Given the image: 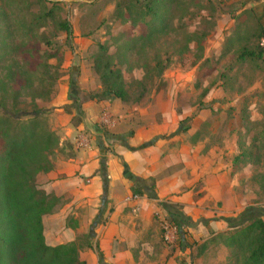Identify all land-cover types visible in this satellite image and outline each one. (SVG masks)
Here are the masks:
<instances>
[{
    "label": "rangeland",
    "instance_id": "1",
    "mask_svg": "<svg viewBox=\"0 0 264 264\" xmlns=\"http://www.w3.org/2000/svg\"><path fill=\"white\" fill-rule=\"evenodd\" d=\"M49 1L59 4L55 18L32 32L21 30L17 21L28 20L37 12L36 0L0 2V11L5 8L14 14L9 29L11 36L9 31L7 33L6 22L0 20V41L7 39V57H13L20 69L16 73L24 75V79L29 77L34 83V88L29 89L20 82L17 108L23 110L25 107L27 113L46 111L39 120L58 138L52 163L65 158L71 151L66 140L60 143L57 133L64 127V121L51 108L52 100L61 95V78L77 65L75 58L80 57L81 47L75 40H87L90 45L83 51L88 58L82 59L86 68L83 75L79 72L81 81L86 82L84 91L76 85L67 91L74 110L80 108V99H96L101 95L102 86L91 65L100 53L98 47H104L112 56V68L122 75L128 94L126 105L137 106L144 112L143 117L149 119L147 121L154 120L159 125L163 122L169 125L173 117L182 118L174 135L183 134L184 142L200 145L203 152L210 150L201 168H207L214 159L227 165H223L226 169L222 172L228 177L206 180L208 183L223 182L216 196L219 202L206 201L198 206L195 227L189 231L185 227L179 230L183 232L182 242L174 227L177 248L189 252L177 264H244L248 254L230 249L226 239L253 219L264 222V0H178L169 11L172 29L143 47L134 44L132 39L144 33V26L132 27L127 20L128 8L132 5L135 11L137 0ZM63 20L72 30L69 38L56 28V23ZM190 34L201 41L187 43ZM121 47L133 48L121 50ZM184 47L187 51L180 54ZM243 48L254 53L262 51V56L239 61ZM156 61L165 67L161 72L154 68ZM66 62H69L67 67ZM6 65V62L0 63V81L4 83ZM85 87L92 90L87 93ZM35 97L42 99L35 101L33 109L29 105ZM5 99L6 106L11 109L12 94H6ZM72 117L71 124L77 125L79 117ZM194 118L197 120L191 131L189 124ZM20 123L28 124V117L22 118ZM244 150H251L250 157L241 158L243 162L234 166L233 159ZM45 175L37 176L38 188L43 187ZM200 182L197 180L198 185ZM64 202H53L54 213L51 214L60 213ZM74 212L72 208L71 213ZM51 214L44 217L43 225L47 241L54 243L53 231H60L62 225L60 222L51 225L48 220ZM72 217L66 218L64 224L73 235L61 241L72 240L81 252L94 251L98 248L95 228L89 231L88 227L80 233ZM162 222L172 227L168 220ZM159 232L163 238L167 236L161 226ZM168 236L171 237V230ZM162 241L166 244L164 239ZM88 258L90 264L91 257ZM98 260L103 259L98 256Z\"/></svg>",
    "mask_w": 264,
    "mask_h": 264
},
{
    "label": "crops",
    "instance_id": "2",
    "mask_svg": "<svg viewBox=\"0 0 264 264\" xmlns=\"http://www.w3.org/2000/svg\"><path fill=\"white\" fill-rule=\"evenodd\" d=\"M75 41L81 47L80 57L75 58V69L61 78V95L52 100L51 105L64 121V127L57 133L60 143L66 140L71 151L44 176L41 189L65 201L61 212L55 211L48 219L51 225L60 222L62 229L53 231L54 243H49L44 227L46 243L50 246L70 243L72 240L64 243L61 239L73 235L64 221L74 216L73 222L80 233L88 227L89 231L95 228L98 248L79 253L85 264L89 263L88 256L90 264L180 263L189 252L177 248L173 229L166 240L159 226L168 220L169 212L185 221V226L179 230L189 231L195 227L198 206L206 201L219 202L216 196L224 186L223 182L206 180L228 177L222 172L226 164L214 159L207 168H201L210 150L203 152L200 145L184 142L183 134L174 135L180 117H173L169 125L162 120L163 124L159 125L154 120L147 121L137 106L101 96L80 99V108L72 109L67 91L73 85L84 91L86 82L81 81L79 72L84 73L86 67L82 59L87 55L83 50L90 45L87 40ZM67 64L69 62L66 67ZM85 90L88 93L92 89L85 87ZM82 95L80 92V97ZM65 107L69 112L64 111ZM74 115L80 119L77 125L71 124ZM197 118L190 121L191 131ZM191 131L188 134L191 135ZM79 142L83 144L80 146ZM197 180H201L199 185ZM72 208H75L74 213H71ZM179 230L176 232L182 242L183 232ZM97 252L103 260H98Z\"/></svg>",
    "mask_w": 264,
    "mask_h": 264
},
{
    "label": "trees",
    "instance_id": "3",
    "mask_svg": "<svg viewBox=\"0 0 264 264\" xmlns=\"http://www.w3.org/2000/svg\"><path fill=\"white\" fill-rule=\"evenodd\" d=\"M0 2L3 4V0ZM136 3L135 11L132 5L128 8L130 14L127 20L132 27L139 24L144 26V33L132 39L134 44L143 47L161 37L168 29H172L169 11L177 5L178 0H137ZM48 4L51 7L48 8ZM36 5L37 12L31 15V18L17 21L21 30L32 32L35 28H43L47 21L55 18L59 10L58 2L49 0H36ZM13 16L9 9L0 11V20L6 22L7 33L11 29ZM56 28L67 38L71 37V27L65 20L57 22ZM9 32L11 36L12 33ZM6 40L4 38L0 41V63L7 64L6 83L0 81V264H85L80 260V251L74 242L58 246L46 243L43 218L53 212V205L58 200L38 188L36 178L41 174H48L53 169L51 157L58 146V138L47 131L39 120L46 111L27 113L24 103L23 110L17 108L20 82H24L29 89L34 88V83L29 77L24 79V75L16 73V70L20 69L13 57H7ZM194 40L201 41L196 39L195 34L188 35L187 43ZM131 48L121 47V50ZM98 49L100 53L94 58L91 66L102 86L100 96L127 102L128 94L122 75L120 71L112 68V56L104 47L99 46ZM186 51L187 47H184L180 54ZM261 56L262 51L254 53L243 48L238 60L244 62ZM154 68L160 69L161 72L165 67L160 61H156ZM6 94L13 96L11 109L6 106ZM37 99L42 98H33L30 108H36ZM64 111L67 112L68 108L65 107ZM25 117H28L29 123H20ZM245 150L233 159L234 166L243 162L241 158L250 157L251 150ZM168 222L176 230L185 226V221L169 212ZM226 244L233 251L240 249L248 254L244 264H264V222L261 219L251 220L247 226L237 229L229 236ZM89 248L90 246H87V249ZM98 256L101 257L99 253Z\"/></svg>",
    "mask_w": 264,
    "mask_h": 264
},
{
    "label": "built area",
    "instance_id": "4",
    "mask_svg": "<svg viewBox=\"0 0 264 264\" xmlns=\"http://www.w3.org/2000/svg\"><path fill=\"white\" fill-rule=\"evenodd\" d=\"M78 144H80V146H81V144H83V142H81V143L79 142ZM165 224H166V223H162L161 227H162L163 230H165V231L167 232V236H168L169 233H170V230H171V229L174 230V228L169 227L168 225H165ZM168 228H169V229H168ZM167 236H164L166 240H168V237H169V236H168V237H167Z\"/></svg>",
    "mask_w": 264,
    "mask_h": 264
}]
</instances>
